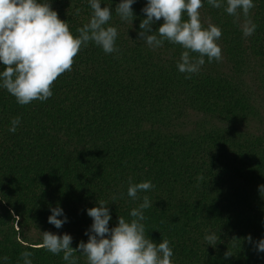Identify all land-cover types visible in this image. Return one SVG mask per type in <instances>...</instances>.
Masks as SVG:
<instances>
[{
	"label": "trees",
	"instance_id": "1",
	"mask_svg": "<svg viewBox=\"0 0 264 264\" xmlns=\"http://www.w3.org/2000/svg\"><path fill=\"white\" fill-rule=\"evenodd\" d=\"M119 2L101 4L113 11L118 53L82 47L44 102L22 106L0 89V256L21 264L27 250L33 264H64L32 233H68L76 248L88 240L86 209L100 200L109 204L110 228L119 215L131 219L140 202L127 196L131 177L155 186L139 194L153 201L144 223L150 239L170 241L174 264H264L256 250L264 238V0L250 11L257 28L249 37L223 8L204 3L201 22L222 29L223 59L205 57L190 79L177 69L180 45L153 50L138 40L146 0L132 5L133 24L116 15ZM51 6L73 35L92 14L87 0ZM15 117L21 123L11 133ZM57 206L68 217L60 229L48 222ZM206 230L218 236L212 246Z\"/></svg>",
	"mask_w": 264,
	"mask_h": 264
},
{
	"label": "clouds",
	"instance_id": "2",
	"mask_svg": "<svg viewBox=\"0 0 264 264\" xmlns=\"http://www.w3.org/2000/svg\"><path fill=\"white\" fill-rule=\"evenodd\" d=\"M136 2L120 0L116 5L115 13L121 21L133 24L136 17L132 5ZM205 2L212 8H223L232 16L244 37L255 33L257 25L250 18L255 0H146L142 8L146 18L139 24L138 40L153 50L162 47L165 41L180 45L184 51L177 69L186 74V79L200 72L205 57L209 63L223 59L218 43L222 29L212 23L205 27L201 22L199 10ZM87 3L92 10L90 19L77 29L78 35H73L67 21L61 20L52 8L51 0H0V89L6 90L19 105L48 100L53 95V82L71 71L74 57L82 47L91 43L105 54L120 51L116 44L118 29L109 23L113 15L111 7H101L102 0H87ZM161 18L163 23L153 31V24ZM192 53L198 55L192 56ZM20 123V117L13 118L8 131L15 133ZM154 187L151 180L133 182L129 177L127 196L140 201L130 210L131 219L119 215L116 226L110 228L109 204L100 200L96 206L86 209L92 219L85 231L86 243L81 241L73 248L70 234L46 231L42 247L53 255L62 254L64 264H79L77 253L86 258V264H174L170 241L163 238L157 243L150 239L144 223L145 210L153 206V201L148 195L141 197L139 194ZM261 191L264 192V186ZM123 195H113V203ZM50 211L48 222L56 229L68 222L62 207ZM217 239L215 232L206 230L204 240L208 246L215 244ZM248 240L252 242V237ZM256 250L264 252V238L256 242ZM231 255L225 253L226 258ZM32 256L31 251L22 252L21 264H33ZM7 262V256H0V264Z\"/></svg>",
	"mask_w": 264,
	"mask_h": 264
},
{
	"label": "rangeland",
	"instance_id": "3",
	"mask_svg": "<svg viewBox=\"0 0 264 264\" xmlns=\"http://www.w3.org/2000/svg\"><path fill=\"white\" fill-rule=\"evenodd\" d=\"M260 114L263 115V116H262V119H261L260 121L262 122V125L264 126V112L260 110ZM258 121H259V120H255V121H254V123L256 124V126H259V125H260V124L257 125ZM259 123H260V122H259ZM32 234H33V236H35V238L37 237V239L42 238V236H43L42 233L40 234V233H38V232H33Z\"/></svg>",
	"mask_w": 264,
	"mask_h": 264
}]
</instances>
